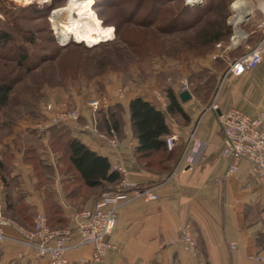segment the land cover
<instances>
[{
    "label": "crops",
    "instance_id": "1",
    "mask_svg": "<svg viewBox=\"0 0 264 264\" xmlns=\"http://www.w3.org/2000/svg\"><path fill=\"white\" fill-rule=\"evenodd\" d=\"M257 21L250 17L243 22L250 27L236 29L235 57L263 38L262 32L254 29ZM225 74L207 99L190 90L192 97L183 101L181 93L173 90L182 112L168 111V96L163 108L156 103L154 94L131 96L123 103L125 124L121 122L118 130L113 126L102 130L107 136L115 129L120 136L117 147L83 129L82 122L51 127L32 120L8 126L2 122L0 203L5 214L24 227L33 226L38 212L44 213L53 227L77 225L79 212L94 206L101 192L122 176L118 172L115 182L104 180L102 186H88L72 166L66 147L68 139H77L108 160L109 173L121 165L130 181L142 186L160 185L159 200L136 199L120 208L116 229L109 236L114 245L106 255L109 264H264L249 260V255L264 256V187L246 160L238 164L236 173H227L230 162L222 154L224 133L219 117L230 109L253 116L264 113V58L243 75ZM137 97L161 110L170 129L163 137L164 148L156 152L139 151L140 140L130 111V102ZM110 117L107 112L109 125ZM192 132L207 142L206 152L198 166L174 173ZM172 134L177 140L169 154L166 137ZM159 153L166 157V166L160 169L155 166ZM187 223L192 224L197 242L193 254L170 243ZM7 234L18 236L11 228ZM232 243L237 246L233 248ZM91 252V246L70 251V264H83L80 259ZM0 264H48V259L9 239L1 246Z\"/></svg>",
    "mask_w": 264,
    "mask_h": 264
},
{
    "label": "rangeland",
    "instance_id": "2",
    "mask_svg": "<svg viewBox=\"0 0 264 264\" xmlns=\"http://www.w3.org/2000/svg\"><path fill=\"white\" fill-rule=\"evenodd\" d=\"M236 1L96 0L94 12L103 26L114 28V36L88 46L62 41L55 28L56 11L70 0H0V29L13 36L12 47L0 49V82L14 84L0 122L14 118L39 124L50 122L54 113L78 111L80 117L68 123L82 122V128L105 140L107 112L117 113L125 124L123 103L135 94H154L156 103L160 94L161 108L169 90L209 98L238 53L228 47L231 36L246 26L233 20ZM244 1L259 21L264 0ZM218 32L220 39L207 44ZM21 45L31 55L25 65L18 63ZM90 100L99 102L97 109ZM165 158L159 153L155 166H166Z\"/></svg>",
    "mask_w": 264,
    "mask_h": 264
},
{
    "label": "built area",
    "instance_id": "3",
    "mask_svg": "<svg viewBox=\"0 0 264 264\" xmlns=\"http://www.w3.org/2000/svg\"><path fill=\"white\" fill-rule=\"evenodd\" d=\"M187 3L196 5L200 3V0H187ZM256 26L262 32L263 38L257 45L249 47L247 52L235 57L230 62L226 74L240 76L255 69L262 62L264 58V11ZM64 42L68 43L69 41ZM75 42L77 41L75 40ZM237 45L238 36L236 33L231 36L228 47L234 49ZM156 99L157 103L161 104L160 94H156ZM90 101L91 106L97 109L99 102L97 100ZM79 117L78 111L57 112L46 124L47 127L59 126L68 124L70 120H76ZM219 117L224 133L222 154L230 162L227 173H236L239 170L238 164L242 160H246L252 164L253 172L261 186L264 187V113L253 116L240 109H230L221 113ZM110 133L109 144L117 147V132L112 128ZM101 137L108 140L106 135H101ZM176 140L177 136L173 134L166 137V145L169 150L175 147ZM207 147V142L199 138L196 132L190 133L174 173L198 166ZM114 171L119 172L122 175L121 178L111 188L101 192L94 206L79 212L75 227H53L42 212L36 213L32 227H24L10 219L4 212L3 204L0 203V249L3 242L10 239L24 247L33 249L39 257L47 258L48 264H70L68 256L70 251L91 246V254L83 256L80 262L83 264H109L106 261V255L114 248L109 236L116 229L120 208L136 199L150 202L159 200L161 197L158 191L160 185L142 186L130 181L126 168L121 165L114 166ZM8 228L15 230L18 236L9 237ZM170 243L180 245L188 253H195L197 242L192 224L183 225L179 237ZM231 246L235 248L237 245L232 243ZM23 255L24 252L19 254L20 257ZM249 260L262 262L264 256L249 255Z\"/></svg>",
    "mask_w": 264,
    "mask_h": 264
},
{
    "label": "trees",
    "instance_id": "4",
    "mask_svg": "<svg viewBox=\"0 0 264 264\" xmlns=\"http://www.w3.org/2000/svg\"><path fill=\"white\" fill-rule=\"evenodd\" d=\"M221 35L222 34L220 32L211 34L208 36L207 44L218 41ZM12 40L13 36L10 32H5L0 29V49L4 46L10 45ZM16 49L19 51L18 63L20 65H25L31 55L22 45ZM13 85V82L7 79L0 82V113L5 110L11 100ZM167 96L169 98V104L167 106L168 111L171 113H174L175 111L182 112L175 93L172 90H169ZM130 111L133 127L140 140L139 151L145 154L152 153L154 151L156 152L161 148H164L165 143L163 137L170 132V129L166 124L164 113L161 110H158L151 102L142 97H137L130 102ZM6 113H9V110H7ZM13 113L14 112H12V114ZM110 116V125L107 124V119H104L107 130H110L111 126L118 130L120 128L121 119L117 113L112 112ZM8 120V123H5V121L3 122L4 125L8 126L16 123L17 121L14 120V118H8ZM3 123L0 122V124ZM54 136L55 138H58L56 133ZM66 142L70 162L72 166L81 174L88 186H102V184H104V180L109 182H115L118 180L120 174L116 171L109 173L110 164L105 157L98 155L86 144L77 139H68ZM55 143H57V140ZM172 152L173 149L170 150L169 154ZM2 168L3 163L0 161V175Z\"/></svg>",
    "mask_w": 264,
    "mask_h": 264
},
{
    "label": "bare ground",
    "instance_id": "5",
    "mask_svg": "<svg viewBox=\"0 0 264 264\" xmlns=\"http://www.w3.org/2000/svg\"><path fill=\"white\" fill-rule=\"evenodd\" d=\"M95 1L70 0L66 8L56 11L55 20L58 23L55 24V28L62 41L74 39L77 42L94 46L113 38L114 28L103 26L93 10ZM260 5L264 7L263 2ZM233 9L236 12L233 18L236 23L241 22L246 13L252 12L251 5L244 0L236 1Z\"/></svg>",
    "mask_w": 264,
    "mask_h": 264
},
{
    "label": "water",
    "instance_id": "6",
    "mask_svg": "<svg viewBox=\"0 0 264 264\" xmlns=\"http://www.w3.org/2000/svg\"><path fill=\"white\" fill-rule=\"evenodd\" d=\"M249 16H250V13H246L245 18L241 22L242 23L245 22L249 18ZM180 96L183 101H186L192 97L190 91L188 90H184L183 92H181Z\"/></svg>",
    "mask_w": 264,
    "mask_h": 264
}]
</instances>
